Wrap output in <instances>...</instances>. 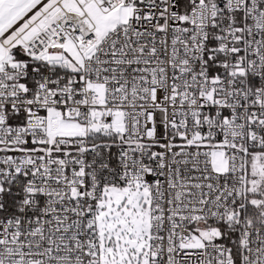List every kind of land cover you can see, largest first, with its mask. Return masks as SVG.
<instances>
[{
  "label": "snow or ice",
  "instance_id": "1",
  "mask_svg": "<svg viewBox=\"0 0 264 264\" xmlns=\"http://www.w3.org/2000/svg\"><path fill=\"white\" fill-rule=\"evenodd\" d=\"M0 264H264V0H0Z\"/></svg>",
  "mask_w": 264,
  "mask_h": 264
}]
</instances>
